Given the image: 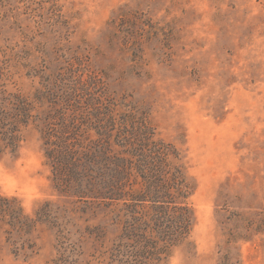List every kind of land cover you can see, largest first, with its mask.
<instances>
[{"label":"rangeland","instance_id":"374dc122","mask_svg":"<svg viewBox=\"0 0 264 264\" xmlns=\"http://www.w3.org/2000/svg\"><path fill=\"white\" fill-rule=\"evenodd\" d=\"M0 78L24 93L52 79L96 83L148 111L197 184L193 246L165 264H219L226 253L264 264V0H0ZM0 192L33 217L45 201L65 204L37 128L0 158ZM7 236L0 264H55L61 253L46 224L25 236L32 249L16 252ZM78 253L69 264L108 261L89 242Z\"/></svg>","mask_w":264,"mask_h":264},{"label":"trees","instance_id":"16d2710c","mask_svg":"<svg viewBox=\"0 0 264 264\" xmlns=\"http://www.w3.org/2000/svg\"><path fill=\"white\" fill-rule=\"evenodd\" d=\"M50 81L24 93L0 78V158L19 154L27 130L37 128L53 188L65 199L63 205L45 201L33 217L17 197L0 192V232L18 241L16 252L33 248L25 236L38 224L54 231L61 249L55 264H69L68 253L79 254L87 242L103 248L105 264H165L176 248L193 246L189 199L197 184L150 113L96 83ZM237 237L233 231L229 241ZM219 264L238 261L226 253Z\"/></svg>","mask_w":264,"mask_h":264},{"label":"clouds","instance_id":"9594fccd","mask_svg":"<svg viewBox=\"0 0 264 264\" xmlns=\"http://www.w3.org/2000/svg\"><path fill=\"white\" fill-rule=\"evenodd\" d=\"M170 264H178V261L175 256H173L170 260Z\"/></svg>","mask_w":264,"mask_h":264}]
</instances>
